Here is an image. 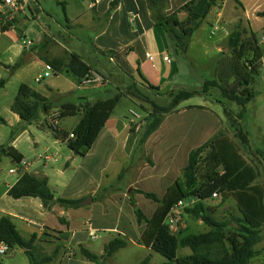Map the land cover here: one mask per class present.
Masks as SVG:
<instances>
[{"label": "crops", "instance_id": "crops-1", "mask_svg": "<svg viewBox=\"0 0 264 264\" xmlns=\"http://www.w3.org/2000/svg\"><path fill=\"white\" fill-rule=\"evenodd\" d=\"M188 1L190 0H167L165 12L170 14ZM223 1L218 0L216 6L211 8L204 19V21L208 19L214 21V24L218 25V27H214V30L218 31L222 28L220 21L224 13L217 7L221 2L223 5ZM82 3H84V0H30L27 11L18 15L14 24L7 31L2 32L0 25V59L2 55H5V59L8 61L4 62L3 65L11 67L18 62V59L22 58V65L16 71L25 70L23 69L24 66H29L30 63L35 67L44 66L45 70L33 79L35 83L39 84L40 81H35L37 76L48 73V70L54 75V72L44 64L41 58H63L64 53L67 52L77 55L91 68V71H99L105 75L106 72H110V75L114 74L116 76L114 79H117L125 87L133 83L142 87L150 85L158 88V92L155 93L159 95L173 91L171 90V80L176 73L172 75L174 57L169 52L166 35L154 28L145 0H89L86 7ZM111 6L110 14L106 16ZM262 11H256L255 18L257 17L256 14ZM178 18L183 20L185 14L179 13ZM202 24L198 30H200ZM193 36L187 52L192 46ZM24 39L31 40L32 45L25 47L23 44ZM260 50L262 57L258 78L260 70L264 68V50L261 48ZM217 51L219 52V46ZM23 53H30V57L26 62L23 61L25 56H22ZM145 54L150 55L152 62L145 58ZM165 57L169 59V62L165 61ZM139 69H141L144 78L136 75ZM62 74L68 76L67 73ZM24 85L47 99L49 104L52 103V111L58 110L63 103L79 105L88 102L95 104L114 95L109 91L103 93L95 86H83V88H89L88 96L75 98L72 94L74 91L68 90L53 98L52 88L50 87L40 88V86H37L35 88L29 84ZM114 87L119 89L120 92L122 91L119 87L115 85ZM216 105L220 104L216 103ZM114 109L84 156V159L90 158L94 149H102L103 152V156L100 157L102 162L96 165L99 167L98 172L90 176L85 175V180L92 184V188L89 190H83L84 187H79L76 191L75 189H69L67 182L60 181L64 171L55 170V173L52 174L46 172L48 170L47 161L53 160V162H56L58 160L57 157L52 158V156H48L49 159L45 160L43 157L47 156L46 152L50 148L60 145L67 147L65 142L56 140L52 135L53 140L47 146H43L44 152L39 154L37 153L40 148L39 139L33 138L32 144L34 147L30 153L32 157L28 158L19 152L17 144L19 137L13 139L8 147H12L22 156V160L27 163V167L22 172L9 173V170L18 168L17 164L13 162L16 166L8 170V174L16 177L12 182L4 183V190L0 191V203L2 204L0 218L8 217L21 236L22 233L26 235L36 234L37 240L43 233L47 232L68 234V240L60 242L61 249L74 250L79 244L85 248H90L91 243L99 239L98 232L120 235L128 239L129 245L146 250L144 258L150 257L149 264H152V251L140 244L143 227L136 226L133 217L130 216L128 197L116 193L104 204H92L93 206L91 205L92 202L90 204L84 202L85 204H83L84 199L95 197L100 186L108 183L101 180V173L107 167L112 168L115 173H119L121 169L127 168L132 154V151L128 153L126 150L130 146L128 133L130 124L134 122L133 118L127 123H123L112 116ZM217 110L211 103L191 105L185 101L178 112L166 116L160 127L146 140L141 151V159H143V155H150L156 166L152 169H146L143 160H141L140 164L136 165L137 172L134 178L131 179L129 175V179L127 177L125 179L126 191L130 188L137 189L138 186V189L146 192L156 190L158 196L162 197L167 188L178 178L180 170L186 165L183 166V160L185 159L187 162L188 153L222 129L223 119L219 114V110ZM6 114L13 125L23 123L11 111H6ZM76 115L79 116V119L70 128L68 126V129L63 124L64 120L75 118ZM76 115L60 119L61 132H69L75 127L81 118L80 114ZM0 118L4 120L3 125H7V118L5 116H0ZM260 141L264 144V136L261 137ZM134 142L132 141L130 147H134ZM69 152L73 154L70 150ZM71 159L75 160L73 157ZM68 166L70 164L66 162L65 167ZM24 173L47 179L48 187L54 199H82L81 207L63 210L54 205L47 210L38 198L11 199L8 197L7 191ZM114 181L115 179L111 183ZM136 201L144 215L150 218L157 207L156 204L151 203L141 195L136 197ZM96 212L98 214L102 213V215H112L111 222L109 224H95L94 213ZM17 223L20 224L19 229ZM33 227L38 228V230L36 231ZM113 238L114 236H110L104 240L98 256L103 254L104 245ZM58 245V240H55V243H52V241L45 242L43 254L51 255ZM257 246L256 250H258ZM36 247L40 249L37 245ZM50 247H53V249L50 250ZM60 250L56 253L54 259L47 264L90 263L81 261V259L79 261L78 257L65 256L62 253L63 251L60 252ZM187 255L189 254L185 256Z\"/></svg>", "mask_w": 264, "mask_h": 264}, {"label": "trees", "instance_id": "trees-1", "mask_svg": "<svg viewBox=\"0 0 264 264\" xmlns=\"http://www.w3.org/2000/svg\"><path fill=\"white\" fill-rule=\"evenodd\" d=\"M217 1L190 0L176 11L167 14L165 12L167 0H145L154 28L166 35L169 52L178 58L185 57L193 34L199 29L211 8L216 6ZM111 8L112 6L106 16H109ZM179 13L185 14L183 20H179ZM256 16L264 17V10L258 12ZM9 28L10 24L1 25L2 32ZM226 48L230 53L229 69L232 81L227 83L221 78L220 81L206 80L202 84L201 93L205 94L209 88H216L222 100L238 107L239 111L233 116L232 126L240 144L247 148L250 141L248 133L241 126V121L247 104L254 99L252 87L259 75L262 53L254 34L251 32L250 36L246 37L244 29L239 25L229 34ZM41 60L54 75L67 73L76 79L78 84L91 72V68L73 53L65 52L63 58L42 57ZM21 65L22 58L11 67V70H17ZM145 88L151 93L158 92V88L150 85H146ZM196 95V91L170 92L168 93L170 101L166 106L147 101L151 110L144 119L141 137L131 157L133 161L127 168H131L135 161L142 158L144 143L160 127L165 117L178 112L182 102ZM123 96L125 95L114 94L111 98L95 104L88 102L79 105L61 104L60 119L76 114H80L81 118L69 132L51 130L53 137L65 142L75 156L84 157ZM50 109L51 105L47 99L24 84L18 87L10 106V111L28 125L36 121L40 113L46 114ZM223 111L226 116L230 113ZM0 124H4L2 118ZM69 134L74 135V139H69ZM0 152L10 156L15 163L22 160V156L12 147L1 148ZM127 168L119 172L118 182L126 176ZM257 179V171L243 160L236 142L228 136L225 129H220L206 142L188 153L186 165L181 170V178H177L162 197L140 189L131 191L128 199L134 220L138 227H143L140 244L160 255L164 259L161 264H249L260 255L261 251L256 250V246L264 241V180L259 184L256 182ZM214 193L221 196L222 202L230 196L235 202L239 216L232 221H218L213 218L212 210L206 207L204 202L211 199ZM134 194L156 204L157 207L150 218H147L136 205ZM7 195L14 200L38 198L47 210L54 205L63 210L77 209L81 207L82 202V199H54L47 179L27 173L22 174L8 189ZM186 198H194L196 202L184 208V213L201 220L208 227V231L189 233L184 229L175 234L166 223L171 209L178 201ZM231 222H234L235 226H232ZM58 234L62 235L63 241L68 240V234ZM49 237L48 233H43L38 241L49 242ZM36 241V234L24 239L8 217L0 218V243H5L10 251L17 248L22 250L29 264H47L61 249L58 245L51 255L38 257ZM128 243L126 237L117 235L104 245L101 256L90 252L83 245H77L74 249L77 254L75 257L93 264H104L106 258L125 248ZM180 248H188L190 254L178 257L177 251ZM62 253L66 256L65 250ZM149 260L150 257H145L139 264H149Z\"/></svg>", "mask_w": 264, "mask_h": 264}, {"label": "rangeland", "instance_id": "rangeland-1", "mask_svg": "<svg viewBox=\"0 0 264 264\" xmlns=\"http://www.w3.org/2000/svg\"><path fill=\"white\" fill-rule=\"evenodd\" d=\"M88 4L89 0H84V3H82V5L85 7ZM217 8L222 10L224 13L220 21L222 26L221 30H214V27H218V25L214 24V21L211 19L204 21L200 30L194 33L192 46L188 50L187 55L184 58H178L174 56L172 75L175 72L176 73L172 76L173 79L171 80V90L173 91L171 92L176 93L179 90L196 91L197 95L186 102L191 105L211 103L215 109L219 110V114L223 119L222 129H225L228 136L234 142H236L240 149V154L243 160L257 171L258 179L256 182L261 184L264 180V144L260 141L261 137L264 136V68L260 70V76L257 79V83L252 87L254 99L249 104H247L245 115L241 121V126L244 131L248 133V138L250 141V145L247 148L240 144L239 140L236 138L234 126H232L234 125L233 116L238 112V107L232 103L222 100L220 93L216 88H209L207 93L204 94L201 93V87L203 82L206 80L215 79L220 81L221 78V80L226 81L227 83L232 81L229 69L230 53L226 46L229 34L236 28L237 25L244 29L246 37L250 36V33L252 32L257 39L260 48L264 50V44L261 43V39L264 36V18H255L256 11L264 10V0H224L223 5L221 2ZM218 46L219 52L217 51ZM4 62L8 61L5 59V55H2L0 59V116H5L8 123L7 125H0V149L8 148V146L11 145L12 140L19 137L17 142L19 152L24 154L26 157L31 158L32 154L30 156V153L34 147L32 144L33 138L39 139L40 148L37 152L39 154L44 152L42 149L43 146H47L48 143L53 140L52 133L50 131L51 129L48 126L46 117L51 113H59V109L52 111L51 103V109L46 114L40 113L37 121L31 123L30 125L24 122L21 125H13L11 119H9L8 115L6 114V111H10L9 106L16 96L20 84H29L35 88H37V86H40V88L50 87L52 88L51 94L53 98L62 95V92L68 90L74 91L72 94H74L75 98L84 95L88 96L89 88H83V86H80L76 79L70 75H52L50 70H48L50 77L43 78L38 84L35 83L33 79L37 74H41L42 71L45 70L44 66L35 67L30 63L29 66H24L23 69L25 70L12 71V66L5 67L3 65ZM95 72L100 75L101 81L90 86L98 87V89H100L103 93H108L109 91L113 94H124L127 96L123 97L119 101L118 105L113 111L112 116L118 118L123 123H127L133 118L132 120L134 122L130 124V130L128 134L130 137V146H132V141L134 142L135 140L134 147L132 148L129 146V148L126 150L128 153L132 151V157L143 131L144 119L151 110V107L147 101H153L160 106H166L170 101V98L168 97V93L170 92L157 95L154 92H149L145 87L137 86L134 83L125 87L117 79H114L116 77L114 74L110 75V72H106L105 75L99 71ZM136 75L144 78L141 69L137 71ZM114 85L119 87L122 91L120 92L119 89L114 87ZM216 103H219L220 105H216ZM182 104L183 102L181 105H179L178 110L180 107H182ZM223 110H226L231 114L228 113V116H226ZM131 112L138 115V118H134ZM78 119L79 116L76 115L75 118L64 120L63 124H65L67 128L68 126L70 128V126L73 125ZM46 153L47 156L58 158L56 162H53V160H51L52 162L47 161L48 170L46 172L48 174L50 172L51 174L55 173V170L64 171L60 181L63 180L67 182L69 189H75V191L79 187H84L83 190H89L92 188V184L85 180V175L90 176L98 172L99 167L96 165L97 163L102 162V159H100V157L103 156L102 149H94L91 157L88 159L71 154L65 145L50 148V150H48ZM71 157L75 158V160L71 159ZM131 157V160L128 161V165L131 161H133ZM141 160H143L144 167L146 169H152L156 166L150 155H143V159L135 161L131 168H127L125 173L126 176L122 178L121 182H118L117 180L118 172L115 173L112 168L107 167V169L101 173V180L107 181L108 183L102 184L95 197H87L83 200V203H89V199H91V205H97V203L104 204L106 200L116 193H120L121 195L128 197L129 194H131L133 188H130L128 191H126L127 187L125 185V179L126 177L129 179V175L131 179L134 178L137 172L136 165L140 164ZM66 162H68L70 166L65 167ZM185 164L186 161L184 159L183 166ZM15 166L16 165L13 164L10 156L0 152V191L2 189L4 190V183L12 182L16 177L14 175L8 174V170L14 168ZM181 170L178 174V178H181ZM113 179H115V181L111 183ZM152 193L158 195V191L156 190ZM133 196L136 201L138 194H134ZM136 205L138 206L137 201ZM204 205L212 210L213 218L218 221H232L239 216L235 202L230 196H228L222 202V198L218 194L215 199H209L205 201ZM1 206L2 204L0 203V208ZM130 216H132L134 220L131 206ZM181 216L182 222L186 228L185 230H187L189 233H201L208 230V227L201 220L185 214L184 210L181 211ZM111 219L112 215L110 214L102 215V213H94V222L95 224L98 223L97 225L109 224ZM17 224L19 229L20 224ZM231 225L235 226L234 222H231ZM33 228L36 229V231L38 230L36 227ZM47 233L50 235L49 240L52 241V243H55V240H58L60 246V242H66L65 239V241H63L62 235L53 234L51 232ZM22 236L25 239H29L31 235L22 233ZM98 236L99 239L95 242H92L90 248L86 247L90 252H93L96 255L99 254L98 252L101 250L105 239L109 238L110 236L116 237L117 235L112 233L105 234L98 232ZM44 243L45 241H36V245L40 247V249L37 248L36 250L38 257L44 256ZM257 247V249L261 251L260 255L254 258L249 264H264V251H262V248L264 247V241L258 244ZM49 249L51 250L53 247H50ZM63 250H65L67 256L76 258L75 256L77 254L75 250L63 248L60 250V252ZM46 253L48 252L46 251ZM145 254L146 250L128 244L124 249H120L113 256L106 258L104 260V264H139L142 258H144ZM177 254L178 256H185L186 254H190V250L188 248L178 249ZM78 259L80 261V258ZM163 261L164 259L160 255L152 252V264H160ZM0 264H29V261L23 251L17 248L11 250L4 256L0 255Z\"/></svg>", "mask_w": 264, "mask_h": 264}, {"label": "built area", "instance_id": "built-area-1", "mask_svg": "<svg viewBox=\"0 0 264 264\" xmlns=\"http://www.w3.org/2000/svg\"><path fill=\"white\" fill-rule=\"evenodd\" d=\"M28 1L29 0H0V24H10L12 26L18 17V15L25 13L28 8ZM261 43H264V36L261 39ZM23 44L25 47H30L32 45L31 40L24 39ZM145 58H147L150 62H152V59L149 54H145ZM165 61L169 62V59L165 57ZM50 76L49 73H44L43 75L37 76L35 79L36 82L41 81L43 78ZM101 81L100 75H98L95 71H91L89 74L85 75L79 85L80 86H90L97 84ZM133 117H137L135 113H132ZM47 123L48 126L52 131H60V118L59 113H51L47 117ZM69 139H74V135L69 134ZM45 160H48V156L43 157ZM17 164V169H11L9 170V173H16L18 171H23L27 167V163L24 160H21ZM217 197V194H212L211 199H215ZM196 202V199L194 198H186L185 200H180L177 202V204L171 209L170 213L168 214V217L166 219V223L171 226L172 231L174 233H177L179 230L185 229V226L181 219V211L189 207L190 205H193ZM10 252L9 247L5 243H0V255L4 256L7 253Z\"/></svg>", "mask_w": 264, "mask_h": 264}, {"label": "water", "instance_id": "water-1", "mask_svg": "<svg viewBox=\"0 0 264 264\" xmlns=\"http://www.w3.org/2000/svg\"><path fill=\"white\" fill-rule=\"evenodd\" d=\"M30 57V53H26L25 56H24V59L23 61L26 62L28 60V58ZM91 202V199H89V203ZM85 204V203H83Z\"/></svg>", "mask_w": 264, "mask_h": 264}]
</instances>
